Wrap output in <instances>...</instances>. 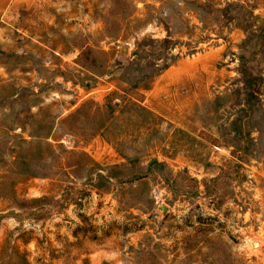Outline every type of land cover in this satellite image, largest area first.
<instances>
[{"label":"rangeland","instance_id":"rangeland-1","mask_svg":"<svg viewBox=\"0 0 264 264\" xmlns=\"http://www.w3.org/2000/svg\"><path fill=\"white\" fill-rule=\"evenodd\" d=\"M16 3L0 264H264V0Z\"/></svg>","mask_w":264,"mask_h":264},{"label":"crops","instance_id":"crops-1","mask_svg":"<svg viewBox=\"0 0 264 264\" xmlns=\"http://www.w3.org/2000/svg\"><path fill=\"white\" fill-rule=\"evenodd\" d=\"M19 1L20 0H18V2ZM16 2H17V0H0V24H1L4 16L6 15V13L10 9L9 7L11 4L13 5L14 8L18 7V10L20 9V3L17 4Z\"/></svg>","mask_w":264,"mask_h":264},{"label":"water","instance_id":"water-1","mask_svg":"<svg viewBox=\"0 0 264 264\" xmlns=\"http://www.w3.org/2000/svg\"><path fill=\"white\" fill-rule=\"evenodd\" d=\"M160 209L162 210L163 214H166L167 211H168V207L166 205H162L160 206ZM250 244L254 247H258L259 246V242L254 240V239H251L250 240Z\"/></svg>","mask_w":264,"mask_h":264},{"label":"trees","instance_id":"trees-1","mask_svg":"<svg viewBox=\"0 0 264 264\" xmlns=\"http://www.w3.org/2000/svg\"><path fill=\"white\" fill-rule=\"evenodd\" d=\"M83 107H85V104H83L82 107H80L78 110H76L73 114H75V115H76V114H79V112H81V110H82ZM102 108H103V107H100V106H99V107L96 109V110H97L96 112H98V113H99V112H102ZM101 127H102V126L100 125L98 129H101ZM96 131H97V130H96Z\"/></svg>","mask_w":264,"mask_h":264}]
</instances>
